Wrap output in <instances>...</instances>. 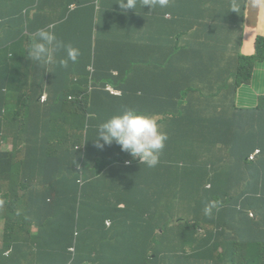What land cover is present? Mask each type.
Instances as JSON below:
<instances>
[{"label":"trees","instance_id":"trees-1","mask_svg":"<svg viewBox=\"0 0 264 264\" xmlns=\"http://www.w3.org/2000/svg\"><path fill=\"white\" fill-rule=\"evenodd\" d=\"M41 4L0 0V114L11 115L12 162L21 164L7 175L8 185L0 175V225L23 217L29 226L22 244H12L28 245L37 264L45 251L38 227L61 264H264V95L255 107L233 102L236 88L264 60V37H256L253 55H237L233 81L225 88L228 105L216 110L206 98L182 106L159 102L145 112L168 134L159 164L148 168L118 144L111 151L98 148L95 137L96 125L122 106L140 110L139 79L160 76L156 62L140 59L132 43L143 13L121 9L117 0H76L73 10L64 7L60 23L50 25L25 12L27 6L41 11ZM76 19L81 26L86 22V31L83 37L75 23L80 55L74 67L43 70L28 57L38 29L57 34ZM142 65L153 72L140 77L136 70ZM106 83L120 95L106 91ZM47 124L63 131L72 159L47 137ZM255 148L260 154L248 160Z\"/></svg>","mask_w":264,"mask_h":264},{"label":"crops","instance_id":"crops-1","mask_svg":"<svg viewBox=\"0 0 264 264\" xmlns=\"http://www.w3.org/2000/svg\"><path fill=\"white\" fill-rule=\"evenodd\" d=\"M260 1L264 5V0ZM75 2L76 0H43L41 11L27 6L25 12L31 9V16L34 18L36 15L37 23L57 25L64 7L73 10ZM137 9L143 13L145 22L132 33L134 49L140 59H153L160 74L157 78L145 82L139 79L137 95L140 110L151 112L154 110L153 105L159 102L182 106L199 103L206 98H211L212 106L216 110L228 105L230 97L225 88L232 82L237 55L255 53L256 37L264 36V7L257 9L250 4H243L242 0H172L166 8L149 12ZM204 18L214 21L208 22ZM80 21L73 20L60 28L57 32L58 39L79 49L78 40H75L72 32L77 22V30L82 29L83 37L85 36L86 22L82 21L81 26ZM66 36H69V39L66 40ZM208 38L213 39L214 43L205 46L204 42ZM239 39L242 41L237 46ZM100 43L101 38L98 51ZM191 58L198 65H193L189 61ZM210 58H213V65L210 64ZM152 72L143 65L136 70L142 78ZM202 72H205V75ZM263 95L264 60L255 65L251 79L237 87L233 100L236 107L249 108L256 106L259 97ZM168 118L166 115L161 116L163 120ZM12 151L11 115L3 117L0 114V154L4 153L3 163L13 161ZM23 156L22 152L21 158ZM7 175L11 177V169L4 173V181L8 185ZM23 221L24 218L21 217L10 224L16 225L17 232L0 231V242L5 246L11 245V252L0 250V264H32L33 255L28 245L21 249L12 244L16 242L20 245L26 238L23 233H27L29 226L22 224ZM36 231V237L39 236L38 240L45 248V251L37 256L36 263L61 264L57 251L46 247L45 240L41 237L42 229L37 227ZM47 255H53L55 259L45 260Z\"/></svg>","mask_w":264,"mask_h":264},{"label":"clouds","instance_id":"clouds-1","mask_svg":"<svg viewBox=\"0 0 264 264\" xmlns=\"http://www.w3.org/2000/svg\"><path fill=\"white\" fill-rule=\"evenodd\" d=\"M171 1L172 0H119L118 3L121 9L141 8L149 12L158 8H166L170 5ZM242 2L245 5L250 4L252 7L257 9L264 7L260 0H242ZM35 9L37 8L35 7ZM67 9L70 10L69 8ZM61 53L63 54L61 55ZM79 55L80 51L77 47L73 46L71 43H65L63 40L58 39L56 32L51 28L38 29L31 38L28 49V57L32 61H35L38 65H42L46 68L49 65L57 64H59L61 67L67 68L70 63L75 64L78 61ZM87 71L89 74L93 73L92 64L87 66ZM89 87H91V82H89ZM43 97L44 95L40 97V101L45 103L47 101L48 95L46 100H43ZM95 137L97 138L96 146L98 148H104L111 151L115 144H118L120 145L122 151L128 152L133 158H138L140 164H144L148 168H154L159 164L160 156L163 152V149L165 148V143L168 140L167 132L162 130L161 126L151 115L129 106H122L118 112L111 114L104 121L96 125ZM36 183H39V181ZM204 211L206 214H210L211 206H206ZM254 217H256V214ZM106 223L110 225L111 221H106Z\"/></svg>","mask_w":264,"mask_h":264},{"label":"rangeland","instance_id":"rangeland-1","mask_svg":"<svg viewBox=\"0 0 264 264\" xmlns=\"http://www.w3.org/2000/svg\"><path fill=\"white\" fill-rule=\"evenodd\" d=\"M264 37V36H263ZM264 41V40H262ZM192 59V58H191ZM194 60V59H193ZM219 62V61H218ZM220 63V62H219ZM70 67H74V64L70 63L69 66ZM41 68L44 70L46 69V67L41 66ZM209 73L211 74L212 72L209 71ZM47 126L49 127V132L47 134V137L49 139H52L54 141H57L59 143V146L63 149H67L68 150V158L72 159L70 151H71V143L69 142V140L63 136V131L60 129V127L58 125H54V124H47ZM50 147V146H49ZM20 162L16 161V162H5V163H0V175L2 173H5L7 171H9L10 169L13 170H18L20 168ZM20 177H18L19 179ZM185 215H188L189 212H185ZM0 231H6L5 233H8L10 231L12 232H17L18 229L16 227V225L13 226H5V225H0ZM25 235H28V233H23ZM2 234L0 233V236ZM0 250L6 252L9 251L11 252V245L5 246L0 242Z\"/></svg>","mask_w":264,"mask_h":264},{"label":"built area","instance_id":"built-area-1","mask_svg":"<svg viewBox=\"0 0 264 264\" xmlns=\"http://www.w3.org/2000/svg\"><path fill=\"white\" fill-rule=\"evenodd\" d=\"M105 89L107 91H109L111 94H114V95H118L120 94V91L114 89L112 87V85L110 84H106V87ZM47 98V95H44L43 97V100H46ZM260 154V149L259 148H256L250 155H249V160H254L256 158V156H258ZM250 216L254 217L255 216V212L254 211H250L249 212Z\"/></svg>","mask_w":264,"mask_h":264}]
</instances>
